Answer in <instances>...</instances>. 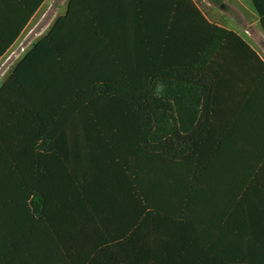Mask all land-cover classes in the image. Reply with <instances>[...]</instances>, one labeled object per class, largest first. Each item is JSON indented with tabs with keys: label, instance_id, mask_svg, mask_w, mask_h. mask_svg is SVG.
Here are the masks:
<instances>
[{
	"label": "trees",
	"instance_id": "trees-1",
	"mask_svg": "<svg viewBox=\"0 0 264 264\" xmlns=\"http://www.w3.org/2000/svg\"><path fill=\"white\" fill-rule=\"evenodd\" d=\"M43 1L0 0V58ZM227 147L264 151L248 43L192 0H70L0 86V264H181V183Z\"/></svg>",
	"mask_w": 264,
	"mask_h": 264
},
{
	"label": "crops",
	"instance_id": "crops-1",
	"mask_svg": "<svg viewBox=\"0 0 264 264\" xmlns=\"http://www.w3.org/2000/svg\"><path fill=\"white\" fill-rule=\"evenodd\" d=\"M192 1L208 22L235 33L264 62L260 56L264 28L253 0ZM69 2L44 0L25 28L54 25L65 15ZM227 148L215 159H200L202 164L193 168L196 176L191 187L190 182L181 183V201L187 203L181 221L185 228V233L181 231V264L264 262V151ZM188 190L189 202L185 200Z\"/></svg>",
	"mask_w": 264,
	"mask_h": 264
},
{
	"label": "rangeland",
	"instance_id": "rangeland-1",
	"mask_svg": "<svg viewBox=\"0 0 264 264\" xmlns=\"http://www.w3.org/2000/svg\"><path fill=\"white\" fill-rule=\"evenodd\" d=\"M51 27L52 25H27L16 43L0 60V86L6 81L25 54L47 34ZM260 56L264 60V52L260 51Z\"/></svg>",
	"mask_w": 264,
	"mask_h": 264
}]
</instances>
